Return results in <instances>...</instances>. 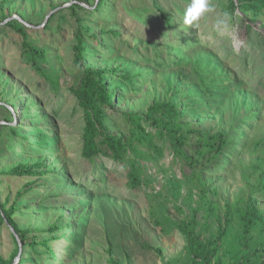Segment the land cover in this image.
<instances>
[{"label":"rangeland","instance_id":"rangeland-1","mask_svg":"<svg viewBox=\"0 0 264 264\" xmlns=\"http://www.w3.org/2000/svg\"><path fill=\"white\" fill-rule=\"evenodd\" d=\"M0 6V22L15 18L11 23L29 28V44L43 52L35 59L20 35L0 26V214L2 205L16 206L13 220L31 232L26 242L50 241L55 253L39 263L26 247L23 264H110L111 257L121 264H186L179 227L192 229L197 218L196 231L207 240L217 236L219 217L231 220L221 264H264L263 12L255 20L239 8L233 13L231 0H0ZM80 29L87 66L106 70L109 91L117 92L105 124L136 148L127 160L140 165V188L130 186L125 164L82 156L84 111L70 89ZM126 70L132 86L109 75ZM224 76L234 85L219 83ZM162 102L178 106L186 134L197 130L212 146L217 134L228 135L232 147L218 164L207 146L190 153L203 168L189 165L162 129L145 122ZM37 163L51 173L10 175ZM28 183L34 190L17 200ZM250 201L258 213L246 234ZM53 226L57 232L49 233ZM146 246L161 248L162 258ZM19 248L0 218V256L19 264ZM241 253L248 256L237 263Z\"/></svg>","mask_w":264,"mask_h":264},{"label":"trees","instance_id":"trees-1","mask_svg":"<svg viewBox=\"0 0 264 264\" xmlns=\"http://www.w3.org/2000/svg\"><path fill=\"white\" fill-rule=\"evenodd\" d=\"M238 2L239 3L237 5L236 1L231 0L230 7L233 13L237 8H239L244 14L253 13V17L251 18L253 20H255L257 17L258 12L264 13V0H238ZM2 9L3 6H0V13ZM162 14L166 25L171 29L172 24L170 19H168L164 13ZM53 18L55 17L53 16L50 19V23ZM239 18L240 22H242L246 28V31H250L251 27L248 20L244 16L243 18ZM8 19L9 18H5L2 20L0 22V26L5 25V28L13 29L18 35H20L23 39V46L32 53L35 59L38 58V56L42 57L43 52L29 44V36L26 32L29 28L26 26H20L17 28L15 26L17 23H11V21L15 19H12L4 24V22H6ZM48 29L49 25H46L45 30ZM1 30H3V28H0V31ZM111 34L117 36V34L114 32H111ZM84 35L85 31L81 29L76 33L77 44L75 47L74 65L77 68L78 73L70 86L72 93L78 99L80 108L84 111L85 129L83 134L82 156L89 161H94L99 156H102L110 159L111 161L125 164L128 170L130 186L135 189L140 188L142 184L140 165L137 160H127L128 155L133 151L136 152L137 155L136 148L126 143L124 139L112 135L105 124L106 112L113 109L114 101L117 98V92L109 91V84L107 82L108 72L106 70L94 69L87 66V62L84 59V54L86 52V48L84 47ZM106 37H108V35ZM157 57L158 60H161L160 66H164L165 63L163 62V57L160 54H158ZM109 75L111 77L116 76L117 80H122L129 86H132L135 83V78L132 76L129 70L124 72L114 71ZM198 75L201 78L205 89L209 91L210 94H212V88L210 89V86H208L207 82H205V80L201 77L202 74L198 73ZM219 81V83H231L234 85V81L229 77L224 76ZM211 86H213V84ZM182 120L183 116L176 104L171 102H162L155 103L149 109L145 122L147 123L149 121L156 127L162 129L165 133V137L170 141L173 150L176 153L184 155V158L187 160L189 165H193L195 168L199 166H201L200 169L203 168L202 165L194 162L193 156H190V153H193V155L199 154L201 150L204 147L207 148V146H210L209 148L212 150L209 154L211 164H218L220 156H222L227 151V149L232 147V145H229L228 135L222 132L217 134L216 144L212 146L209 142L205 141L202 133L198 132L197 130L189 131V134H186L184 132L185 126L182 124ZM13 134L17 135L15 131H13ZM190 135L197 136L196 143H191ZM23 140L25 141V138H23ZM49 173L51 172L47 166L42 163H37L19 165L10 172V175L15 177L42 178ZM34 188L35 183H28L17 193V200L22 199L24 196L33 191ZM1 208V220H5L11 230L14 229L21 241L22 254L20 256L19 264H23V254L26 247L32 248V251L35 253V255L39 256V263L50 262L51 258L55 259V253L49 245L50 241H40V239L37 237L34 238L30 243L26 242V238L29 234H31V232L20 229L13 220V215L18 212V208L16 206H13L11 210H7L5 205H2ZM257 210L258 208L256 204L253 201H250L247 215L245 218H243L246 234H249L252 230L257 218ZM193 223L192 229H190L186 223H182L183 225L179 227L180 232L184 235L187 241L189 260L186 264H221V255L225 247L231 220H223V218L219 217L217 236L214 238L212 236L207 240H203V236L196 231V227L198 226L197 218L193 220ZM57 230L58 226H53L49 230V233H55ZM56 240L57 239L55 238V241ZM16 242L18 243L17 239ZM146 249L155 251V253L162 258L161 248L152 249L151 247L146 246ZM109 253L112 256V249L109 250ZM19 254L20 248L17 251L16 256H19ZM246 256H248V254L241 253V256L236 257L238 259L236 262L244 263ZM43 258L45 259L43 260ZM13 263L14 259L12 261H6L0 256V264ZM109 263L121 264V262L113 257L110 258Z\"/></svg>","mask_w":264,"mask_h":264},{"label":"water","instance_id":"water-1","mask_svg":"<svg viewBox=\"0 0 264 264\" xmlns=\"http://www.w3.org/2000/svg\"><path fill=\"white\" fill-rule=\"evenodd\" d=\"M12 19H15V18H12ZM12 19H8L6 22H4V24L5 23H7V22H9L10 20H12ZM22 22H24L25 23V21L23 20V19H20ZM26 25H28L27 23H25ZM12 232H13V234L15 235V237H16V239H17V241H18V243L20 244V254H19V256H21V254H22V246H21V241H20V239H19V236L15 233V231H14V229H12Z\"/></svg>","mask_w":264,"mask_h":264}]
</instances>
